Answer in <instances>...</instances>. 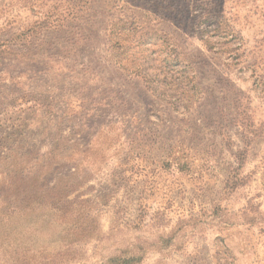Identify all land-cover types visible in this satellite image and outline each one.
I'll use <instances>...</instances> for the list:
<instances>
[{
  "label": "rangeland",
  "instance_id": "rangeland-1",
  "mask_svg": "<svg viewBox=\"0 0 264 264\" xmlns=\"http://www.w3.org/2000/svg\"><path fill=\"white\" fill-rule=\"evenodd\" d=\"M0 183V264H264V0H0Z\"/></svg>",
  "mask_w": 264,
  "mask_h": 264
},
{
  "label": "trees",
  "instance_id": "trees-1",
  "mask_svg": "<svg viewBox=\"0 0 264 264\" xmlns=\"http://www.w3.org/2000/svg\"><path fill=\"white\" fill-rule=\"evenodd\" d=\"M122 30L123 29L120 28L119 31L116 32V35L117 36L118 35H122L123 34V31ZM111 40L114 41V46L112 45L113 48H115L117 50H123L122 49V47H123L122 46V43H120L117 38H113V37L110 36V41ZM174 62H175L174 65H173L174 67H178V66L181 65L178 60H175ZM118 64H119V62H118ZM2 187H3V184L0 183V193L2 191V189H1ZM32 187H33V180L32 179H31L30 183H27L24 180H17L16 182H14V183H12V184L9 185V189L15 188V189H17V191H20L21 190V194L24 195V196H21V199L22 200L23 199L25 200L27 198L29 199V198L32 197V195H31V189H32ZM5 209H6L5 205H3L2 201L0 200V232H5L6 216L12 217L13 213L15 212V210L13 212H8ZM29 212L30 211H26V213H29ZM58 212L59 213L62 212V213H66L67 214L69 212V210L68 209L63 210V209H60L59 208L58 209ZM62 253L59 254V255H57L54 259L59 258L60 256H68V255H70L71 251H69V249L66 248L65 251L64 250L62 251ZM112 259L115 262L116 261L117 262L118 261L120 262L122 260V259H114V258H112ZM124 261L125 260H122L121 263L124 262Z\"/></svg>",
  "mask_w": 264,
  "mask_h": 264
}]
</instances>
